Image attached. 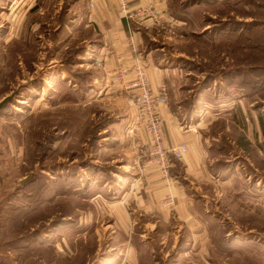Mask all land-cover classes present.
I'll return each instance as SVG.
<instances>
[{
  "label": "rangeland",
  "instance_id": "obj_1",
  "mask_svg": "<svg viewBox=\"0 0 264 264\" xmlns=\"http://www.w3.org/2000/svg\"><path fill=\"white\" fill-rule=\"evenodd\" d=\"M73 1L0 0V101L12 96L0 107V264H102L113 246L119 264H133L135 254L126 255L114 222L117 208L106 204L118 178H128L124 187L135 182L131 163L147 134L134 123L130 102L97 100L91 87L82 91L99 70L84 60L91 31L78 23ZM169 3L170 34L150 45L178 67L184 111H191V92L210 71L217 73L204 90L207 102L236 95L239 102L200 123L216 175H191L197 214L191 205V223L171 220L162 252L191 236V253L177 254L174 264H264V0ZM239 66L253 69L239 77L248 84L237 88L231 76L230 91L222 93L220 71ZM223 160L226 171L217 163ZM130 172L135 176L123 175ZM206 215L218 225L203 222ZM219 227L230 249L210 239Z\"/></svg>",
  "mask_w": 264,
  "mask_h": 264
},
{
  "label": "crops",
  "instance_id": "obj_2",
  "mask_svg": "<svg viewBox=\"0 0 264 264\" xmlns=\"http://www.w3.org/2000/svg\"><path fill=\"white\" fill-rule=\"evenodd\" d=\"M169 1L128 0L132 9L141 6L156 7L169 16L171 23ZM73 2L72 6L79 11L75 15L76 19L79 20L78 23H83L84 27L91 31V38L87 40L90 45L87 51L88 57L86 56L84 60L89 65L97 66V70H99L98 77H92L94 81L90 85L91 90L97 91H95L97 98H99L98 96H108L106 98H112L124 105L125 102L127 104L130 102L131 107L134 108L131 99L121 86L120 79L117 77V70L119 68L124 69L126 74L123 75L122 79L130 82L135 79L136 74L132 69L136 64L144 67L151 93L158 94L161 84H165L167 87L168 103L157 107L162 118L164 143L166 147L185 143L187 152L183 160L173 162L169 168V176L166 178L156 165L146 162L144 154L136 156V159L133 158L131 163L134 169L138 170L136 176L131 172L123 174L135 176L132 179L135 182L131 183L129 187L127 185L124 187V180L127 181L128 178H118L119 180L113 186H109L110 190L108 191H112L113 195L111 200L107 201L106 206L117 208V214H113L114 222L117 225L120 224L118 228L127 241L126 250L128 254L126 253V255L135 254L131 263L142 264V259L146 255L149 259V261L145 260L147 264H152V262L153 264H167L169 255H172L169 264H174L177 254L180 253V256H185L191 253V236L190 240L186 241L185 237L181 235L172 245L169 253L164 254L162 247H164V241L170 234L171 220L175 221L178 218L191 223V205L194 208H192L194 214H197L195 204H193L195 203V195L191 194V175L204 176L209 173L216 175L212 170L214 162L210 159V153L203 147L205 139L203 140L204 137L202 138V133L199 130L200 123L204 121L203 119L212 122L217 117L223 116L225 111L233 109L235 105H238V96L235 94L236 96L230 102L211 104L207 102V92L204 91V87L199 86L191 92L192 98L198 96V100L193 102L191 106L192 112H185L183 100L178 97L183 95L182 89H185H181V86L177 87L180 80V77L176 76L178 67L172 62L173 58L159 57L157 46L150 45L159 37L170 34L169 29L171 27L162 30L147 23L143 26L133 25L132 31L129 32L119 13V0H74ZM91 3L92 6H90ZM95 60H98L99 63ZM198 84H200L199 81ZM221 85L222 83L219 84V87ZM101 98L97 100H101ZM111 103L113 106H117L115 102ZM205 108L213 112L210 114L211 116L204 114ZM129 132H133L132 128L129 129ZM140 135L146 139L144 134L140 133ZM120 183L123 185H118ZM168 195L173 197V203L170 206L175 212L172 214L168 209L170 206L163 205ZM96 198L98 199V197ZM129 202L131 207H129ZM125 207L132 208L133 211L129 214ZM131 217L134 218V222L129 225ZM202 219L203 222H207V219ZM147 225L150 226L149 234L144 236L145 233H142V230ZM135 226H138L140 231H136ZM122 227L127 228V230ZM134 238L137 243L133 242ZM211 238L212 235L210 234ZM113 248L111 258L105 259L102 264H107V261H111V259H116L117 264L120 263V254L115 246Z\"/></svg>",
  "mask_w": 264,
  "mask_h": 264
},
{
  "label": "built area",
  "instance_id": "obj_3",
  "mask_svg": "<svg viewBox=\"0 0 264 264\" xmlns=\"http://www.w3.org/2000/svg\"><path fill=\"white\" fill-rule=\"evenodd\" d=\"M92 5L91 3L90 6ZM119 13L129 32L132 31L133 25L143 26L147 23L162 30L171 27L169 16L154 6H141L132 9L128 0H119ZM95 62L99 63L98 60ZM132 71L136 74L133 81L128 82L122 79L126 74L122 68L117 70V77L120 79L124 92L134 105L136 111L134 123L136 126H142L147 134V140L142 144V154L146 157V162L156 165L167 178L173 162L183 160L187 152V145L178 143L171 147L165 146L162 118L157 107L168 103L166 85L161 84L159 93L153 94L150 92L144 67L136 64ZM172 201L173 197L170 196L163 202V205H170Z\"/></svg>",
  "mask_w": 264,
  "mask_h": 264
},
{
  "label": "trees",
  "instance_id": "obj_4",
  "mask_svg": "<svg viewBox=\"0 0 264 264\" xmlns=\"http://www.w3.org/2000/svg\"><path fill=\"white\" fill-rule=\"evenodd\" d=\"M187 4L189 5H192L193 3H191V2H187ZM169 7H170V3H169ZM78 52H81V55H83L84 54V52H85V49H82L81 51H78ZM85 55V54H84ZM83 55V56H84ZM253 71V69L251 68L250 70H243L242 68H241V66H239V67H236V68H233V69H231V70H228V71H226V70H221L220 71V73H221V75H223V77H224V79L223 80H225V82L224 83H222V85L220 86L221 88H222V90H221V92L222 91H224V92H222V93H224V94H226V92H228V91H230V86H232V82L230 81H228L229 80V77L231 78V76L232 77H235V79H233V80H235V81H239L238 83H237V88H243L244 86H245V84H248L247 82H245L242 78H239L240 77V75H243L244 73H247V72H252ZM217 72H206V74H205V77H204V79L200 82V84H198V85H196V89L197 88H199V86H203L204 87V90H206L207 88H209L210 86H211V84H212V80H213V78H214V74H216ZM243 77V76H242ZM91 79H92V77H91ZM92 82H93V80H91L90 81V83L89 84H87V89L86 90H84L85 88H82V91H84V92H86L87 90H88V88L90 87V85L92 84ZM259 84V82H257L256 84H255V87L257 86ZM263 87V86H262ZM264 88V87H263ZM263 88H261V90L263 89ZM198 93V92H197ZM217 97L219 96L218 94L216 95ZM196 100H198V96L197 97H194V98H191V103L192 102H195ZM187 99L186 100H184L183 101V105L184 106H187ZM193 105V103L191 104V106ZM191 112H192V110H191ZM188 113H190L189 111H188ZM224 162V160L223 161H218L217 163H222L223 164V166L224 167H222L221 169H223L224 171H226L227 169H228V165H226V164H224L223 163ZM216 167V166H215ZM218 170H219V168H218ZM195 197V208H196V205H197V203H198V200H199V197L198 196H194ZM198 207V206H197ZM197 209V208H196ZM199 210V209H198ZM197 210V211H198ZM199 212L201 213L202 212V209H200L199 210ZM206 219L208 220V221H211V224L212 223H214L215 225H218L217 223V220L214 218V220L209 216V215H206ZM220 228V227H219ZM135 230L136 231H140L139 230V228H138V226H135ZM211 235H212V240L216 243V245L218 244V243H220V241H221V239L224 241L223 242V246H224V248L227 250V249H230L229 247H227L225 244H226V241L224 240V238H225V232H224V230L222 229V228H220L219 230H215V229H213V230H211ZM219 240V242H218V240ZM133 242H135V243H137L136 242V240H135V238L133 239ZM149 261V259H148V257L146 256V255H144V258L142 259V264H147L146 263V261ZM171 260H172V255H169V259H168V261H167V264H169L170 262H171ZM152 264H153V262H152Z\"/></svg>",
  "mask_w": 264,
  "mask_h": 264
},
{
  "label": "water",
  "instance_id": "obj_5",
  "mask_svg": "<svg viewBox=\"0 0 264 264\" xmlns=\"http://www.w3.org/2000/svg\"><path fill=\"white\" fill-rule=\"evenodd\" d=\"M12 96L9 95V96H6L5 98H3L1 101H0V107H2L4 104H6L8 102L9 99H11Z\"/></svg>",
  "mask_w": 264,
  "mask_h": 264
}]
</instances>
